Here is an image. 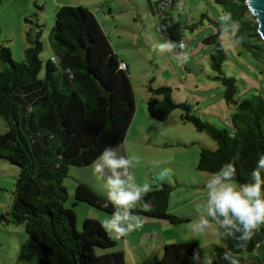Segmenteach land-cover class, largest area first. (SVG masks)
<instances>
[{
  "label": "trees",
  "instance_id": "1",
  "mask_svg": "<svg viewBox=\"0 0 264 264\" xmlns=\"http://www.w3.org/2000/svg\"><path fill=\"white\" fill-rule=\"evenodd\" d=\"M215 1L239 21L236 35L245 37L239 44L253 52L257 60H264V39L247 1ZM27 21L34 23L32 18ZM218 26L219 31L205 36L204 41L214 45L210 65L217 72L214 78L224 86L223 97L236 106L231 114L232 128H221L193 113L187 101L173 98L171 86L149 84L153 97L148 101V111L155 119L166 120L173 110L181 108L183 120L217 143L215 148L201 147L197 168L212 173L232 162L237 180L246 183L264 154V83L261 93L238 100L236 77L223 71L227 56L221 41L222 26ZM180 27L168 11L159 17L158 28L173 41L183 39ZM26 34L28 46L20 61L13 59L11 48L0 40V116L8 126L5 133H0V158L19 166L14 205L7 219L23 224L39 245V264H128L124 251H97V247L107 249L116 241L101 227L100 220L86 218L82 228L77 227L76 212L65 205L69 194L64 178L70 166H90L105 147L117 148L125 141L136 109L129 70L119 66L121 58L88 6L57 7L51 31L57 57L46 60L43 76L40 22L29 27ZM159 184L145 197L153 210L133 211L173 224L191 221L168 211L173 186L165 181ZM104 200L105 196L86 183H79L75 190V205L85 201L111 214L114 209L103 207ZM193 250L204 258L197 242L165 244L162 257L152 264H194ZM226 252L236 264H264V227L255 232L244 249L238 248L233 239L214 243L213 264H229ZM246 252L251 254L248 258ZM30 258L21 264H34Z\"/></svg>",
  "mask_w": 264,
  "mask_h": 264
},
{
  "label": "rangeland",
  "instance_id": "2",
  "mask_svg": "<svg viewBox=\"0 0 264 264\" xmlns=\"http://www.w3.org/2000/svg\"><path fill=\"white\" fill-rule=\"evenodd\" d=\"M174 2L167 11L181 26L186 42L183 51L189 54L187 63L180 62L176 49L173 53L154 50V45L173 39L158 28L159 16L150 0H0V40L11 48L13 59L20 61L28 46V28L36 27V23L40 22L44 45L40 56L43 61L40 76H43L45 62L54 54L51 31L57 7L65 4L90 7L107 35L111 36L118 56L130 65L129 77L138 109L125 141L117 147L118 153L138 156L140 164L131 170V174L137 181L152 182L153 187L160 185L159 181L153 180L154 173L161 168H171L172 175L165 182L173 186L172 205L186 202L182 211L185 214L197 212L199 216L202 211L198 207L200 197L193 202L191 200L197 194L198 185L206 182L210 172L198 169L197 162L202 146L215 148L217 143L204 131H198L194 124L183 120L181 108L173 110L166 120H157L150 115L148 101L153 95L148 86H171L176 101H187L193 113L230 130L231 114L236 106L228 104L223 97L224 86L214 78L217 72L210 65L214 45L204 41L205 36L219 31V17L225 10L215 0ZM250 13L253 14V11ZM27 18H32L34 23L28 22ZM194 24L197 26L192 29ZM221 41L227 56L223 71L227 76L236 77L238 100L261 93L264 60H257L253 52L236 43L235 36L226 28H222ZM7 130L6 121L0 116V133ZM155 165L159 167L154 168ZM18 172V165L0 158V264H21L29 257L34 264H39L42 255L39 245L23 224L7 219L11 218ZM79 183H86L105 196L104 180L94 174L91 165L69 167V173L64 178L69 194L65 205L76 212L77 227L81 229L86 218L100 221L109 218L110 213L85 201L74 204ZM141 216L145 218L142 228L115 238V245L110 248L97 247V251L121 250L125 252L128 264H152L162 257L165 244L194 241L202 248L204 256H211L212 245L221 243V238L215 234L217 229L214 224L198 237L193 235L189 225L198 217L194 214L195 218L192 217L191 221L178 224L167 219ZM249 254L246 252L244 256L248 258Z\"/></svg>",
  "mask_w": 264,
  "mask_h": 264
},
{
  "label": "clouds",
  "instance_id": "3",
  "mask_svg": "<svg viewBox=\"0 0 264 264\" xmlns=\"http://www.w3.org/2000/svg\"><path fill=\"white\" fill-rule=\"evenodd\" d=\"M238 2V0H236ZM222 28L228 29L236 36V43L245 39L237 36L240 23L232 18L231 12H222L219 17ZM181 63H187L189 54L183 51V41H165L154 45V50L173 53L174 49ZM140 164L138 156L119 154L117 148L108 146L91 165L94 174L104 180L105 200L103 207L111 206L114 211L109 218L101 221V227L109 236L119 238L143 227L144 217L133 210L143 209L152 211L151 203L145 199L153 190V183L137 181L131 170ZM155 165L154 168H158ZM172 175L171 168H161L154 173L153 180L164 182ZM251 180L240 183L237 180V169L232 162L223 164L217 171L208 175L204 184V195L200 198L198 207L201 214L189 225V230L198 237L213 224L216 226V235L224 240L237 241V247L244 249L256 231L264 227V154L257 160L252 169ZM229 264H236L231 253H225ZM194 264H213L214 257L204 256L193 250Z\"/></svg>",
  "mask_w": 264,
  "mask_h": 264
},
{
  "label": "crops",
  "instance_id": "4",
  "mask_svg": "<svg viewBox=\"0 0 264 264\" xmlns=\"http://www.w3.org/2000/svg\"><path fill=\"white\" fill-rule=\"evenodd\" d=\"M151 3V2H150ZM175 3V2H174ZM152 7H153V4H152ZM109 38H110V40H111V42H112V38H111V36H109ZM110 42V43H111ZM111 45H112V43H111ZM113 47V46H112ZM54 49V48H53ZM114 49V48H113ZM114 51H115V49H114ZM116 52V51H115ZM54 56H56L57 57V55H56V52H55V50H54V54L50 57V58H52V57H54ZM121 60L123 61V62H125L126 64H127V70H129L130 69V65H129V63L127 62V61H125L123 58H121ZM137 102H136V109H135V113H134V116L137 114L136 112H137ZM134 116H133V118H134ZM134 123H133V119H132V122H131V125H129V127H128V129L133 125ZM127 133H128V130H127ZM157 145H158V143H157ZM176 182H178V181H176ZM183 182H185V183H187L186 181H183ZM189 183V185H191V186H194V184H192V182H191V184H190V182H188ZM182 184V183H181ZM204 184L205 183H202V185H198V188H197V194H195V196H194V198L191 200L192 202L194 201V200H196V199H198L199 197L201 198L203 195H204ZM185 204H186V202H184ZM184 203H175V205H172V198L170 197V201H169V209H168V211L171 213V214H174V215H178V216H184V217H189V218H192L193 216H192V214H194V216H198V213L196 212V213H194L193 211V213L192 214H185V212L184 211H182L183 210V204ZM193 218H195V217H193ZM123 237H124V235H123Z\"/></svg>",
  "mask_w": 264,
  "mask_h": 264
},
{
  "label": "water",
  "instance_id": "5",
  "mask_svg": "<svg viewBox=\"0 0 264 264\" xmlns=\"http://www.w3.org/2000/svg\"><path fill=\"white\" fill-rule=\"evenodd\" d=\"M258 24V32L264 39V0H246Z\"/></svg>",
  "mask_w": 264,
  "mask_h": 264
},
{
  "label": "built area",
  "instance_id": "6",
  "mask_svg": "<svg viewBox=\"0 0 264 264\" xmlns=\"http://www.w3.org/2000/svg\"><path fill=\"white\" fill-rule=\"evenodd\" d=\"M155 7V12L157 15L161 18L165 16V11L169 10V8L173 5L174 0H152ZM180 41H183L185 48H186V42L184 39H181ZM185 48L183 50H185ZM177 51H181L180 49H176ZM54 58V57H52ZM119 66L122 67V69H126L127 65L122 60L119 63Z\"/></svg>",
  "mask_w": 264,
  "mask_h": 264
}]
</instances>
